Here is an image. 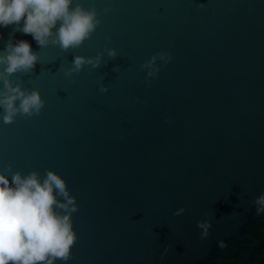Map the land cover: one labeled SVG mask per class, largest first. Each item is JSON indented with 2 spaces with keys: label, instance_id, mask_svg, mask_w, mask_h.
<instances>
[{
  "label": "water",
  "instance_id": "1",
  "mask_svg": "<svg viewBox=\"0 0 264 264\" xmlns=\"http://www.w3.org/2000/svg\"><path fill=\"white\" fill-rule=\"evenodd\" d=\"M77 7L95 27L67 49L59 22L45 45L0 28V56L24 40L37 57L0 64V93L42 102L10 123L0 107V173L56 174L76 208L54 264H264V0Z\"/></svg>",
  "mask_w": 264,
  "mask_h": 264
},
{
  "label": "clouds",
  "instance_id": "2",
  "mask_svg": "<svg viewBox=\"0 0 264 264\" xmlns=\"http://www.w3.org/2000/svg\"><path fill=\"white\" fill-rule=\"evenodd\" d=\"M71 3L72 0H0V28L22 22L20 31L45 45L59 22L56 36L61 46L65 49L77 46L94 29L95 13L79 7L70 10ZM9 49L6 57L0 56L5 73L34 67L37 57L27 41L9 45ZM82 63L77 58L76 68ZM5 73H0V79ZM5 86L12 93H0L4 97L0 99V107L5 109L6 123L12 122L18 112L28 115L33 110L39 112L42 102L38 93L26 95L7 82ZM16 100H20L18 108L14 106ZM56 196H63L67 202L60 203ZM257 203L261 206L257 209L260 214L264 212V196ZM56 209L69 214L62 215ZM74 211V201L69 198L64 181L56 174L49 172L41 182L36 173L27 177L16 173L11 180L0 173V264H54L58 258L69 260L76 240L70 221V213ZM198 226L204 228V235H207L210 225Z\"/></svg>",
  "mask_w": 264,
  "mask_h": 264
}]
</instances>
